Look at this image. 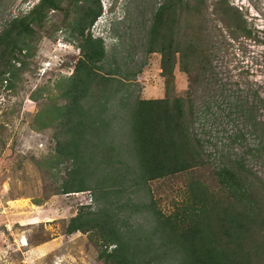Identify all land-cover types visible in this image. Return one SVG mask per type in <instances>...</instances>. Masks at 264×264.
I'll list each match as a JSON object with an SVG mask.
<instances>
[{
    "label": "trees",
    "instance_id": "obj_1",
    "mask_svg": "<svg viewBox=\"0 0 264 264\" xmlns=\"http://www.w3.org/2000/svg\"><path fill=\"white\" fill-rule=\"evenodd\" d=\"M204 4L163 0L153 16L145 51L161 55L168 88L163 99L129 102L133 96L127 80L137 71L106 69V41L92 33L103 13L101 0H39L0 35V88L6 90L23 83L44 36L53 39L64 28L80 52L70 76L40 87L31 97L40 104L33 126L40 133L53 130L49 153L59 158L47 161V167L36 158L34 162L40 170L51 171L67 164L57 194L94 193L97 208H79L65 231L68 236L91 237L104 264H264V184L239 160L219 166L212 184L192 179L184 201L168 214L151 203L124 201L129 189L149 190L152 182L205 165L204 143L195 125L199 94L214 74L216 41ZM214 8L215 22L221 23L214 28L220 42L252 39L253 31L238 8L227 0ZM53 13L64 15L60 25L52 24ZM176 68L189 79L186 98L170 93ZM124 107L121 120L135 150L132 162L121 160L124 152L114 139L118 133L113 123ZM248 123L258 126L252 112ZM92 164L93 172L85 171ZM96 172L102 173L98 177ZM145 207L153 216L146 227L132 225L123 216Z\"/></svg>",
    "mask_w": 264,
    "mask_h": 264
},
{
    "label": "rangeland",
    "instance_id": "obj_2",
    "mask_svg": "<svg viewBox=\"0 0 264 264\" xmlns=\"http://www.w3.org/2000/svg\"><path fill=\"white\" fill-rule=\"evenodd\" d=\"M38 1L0 0V35L12 19L28 13ZM218 1L204 0L209 31L216 41L214 74L199 94V119L195 125V133L204 143L205 165L152 182L149 190L129 189L124 201L130 198L139 205L151 203L168 214L184 201L192 179L212 184L213 173L227 160L241 161L264 184V0H227L242 12L253 34L252 39H229L226 43L220 42L214 29L217 24L221 26L215 22ZM162 2L116 0V15L110 19L105 11L108 0H101L103 13L92 26L93 35L103 36L108 47L106 69L118 66L123 74L137 71L127 80L133 96L129 102L136 98L163 99L167 95L161 55L145 51L153 16ZM52 15V24L60 25L64 15ZM104 30L107 32L103 34ZM68 36L64 28L53 39L44 36L23 83L14 90L0 88V264H104L98 259L99 247L91 237L80 233L68 236L65 231L79 208H97L94 193L57 194L67 175V164L51 171L40 170L34 162L36 158L46 166L47 161L52 164L59 159L49 153L54 144L53 130L40 133L33 126L40 104L31 97L40 87L72 74L80 52ZM170 93L184 98L189 94V79L179 68L174 70ZM125 111L126 107L122 108L113 123L118 133L114 139L124 152L121 160L132 162L135 150L121 120ZM248 111L254 115L257 128L248 123ZM94 166H87L85 171L92 173ZM101 173L95 174L99 177ZM123 216L132 225L146 227L153 222L146 207L142 212L129 211Z\"/></svg>",
    "mask_w": 264,
    "mask_h": 264
},
{
    "label": "clouds",
    "instance_id": "obj_3",
    "mask_svg": "<svg viewBox=\"0 0 264 264\" xmlns=\"http://www.w3.org/2000/svg\"><path fill=\"white\" fill-rule=\"evenodd\" d=\"M115 3H116V0H108V6L105 7V11H106V15L112 19L115 15H116V11L117 10H114L115 8ZM118 5V4H117ZM118 8V7H117ZM107 31L104 30L103 31V34L106 33ZM103 38V36H102Z\"/></svg>",
    "mask_w": 264,
    "mask_h": 264
},
{
    "label": "built area",
    "instance_id": "obj_4",
    "mask_svg": "<svg viewBox=\"0 0 264 264\" xmlns=\"http://www.w3.org/2000/svg\"><path fill=\"white\" fill-rule=\"evenodd\" d=\"M93 201V199H90V202L89 203H91Z\"/></svg>",
    "mask_w": 264,
    "mask_h": 264
}]
</instances>
